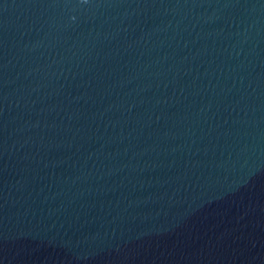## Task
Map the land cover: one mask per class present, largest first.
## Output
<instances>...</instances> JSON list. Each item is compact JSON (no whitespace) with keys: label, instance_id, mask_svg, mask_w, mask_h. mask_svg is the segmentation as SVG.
I'll use <instances>...</instances> for the list:
<instances>
[{"label":"water","instance_id":"water-1","mask_svg":"<svg viewBox=\"0 0 264 264\" xmlns=\"http://www.w3.org/2000/svg\"><path fill=\"white\" fill-rule=\"evenodd\" d=\"M0 264H264V0H0Z\"/></svg>","mask_w":264,"mask_h":264}]
</instances>
